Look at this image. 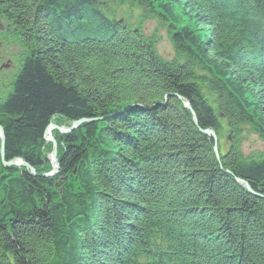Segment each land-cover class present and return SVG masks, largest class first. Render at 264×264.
I'll return each mask as SVG.
<instances>
[{"label": "trees", "instance_id": "trees-1", "mask_svg": "<svg viewBox=\"0 0 264 264\" xmlns=\"http://www.w3.org/2000/svg\"><path fill=\"white\" fill-rule=\"evenodd\" d=\"M102 1L156 17L175 55ZM0 17L23 49L5 161L38 172L4 166L0 136V264H264V152L242 148L264 142V0H0ZM53 118L88 122L55 133L49 175Z\"/></svg>", "mask_w": 264, "mask_h": 264}, {"label": "rangeland", "instance_id": "rangeland-1", "mask_svg": "<svg viewBox=\"0 0 264 264\" xmlns=\"http://www.w3.org/2000/svg\"><path fill=\"white\" fill-rule=\"evenodd\" d=\"M102 2L105 13L110 15L112 19L118 20L123 24L126 23L128 26L134 28H141L147 35L151 36V34H156V37H158L157 48L159 52L167 58H172L175 55L174 47L167 31V26L163 23H160L156 17L146 16V13H144L139 7L133 8L132 12H130L131 14H129V9L131 7L128 5H123L118 1ZM6 23L7 21L0 17V29L2 28V31L6 29ZM22 51L23 49L19 41L13 40L12 38H9V36L6 37V40H3V36H1L0 32V64H3V67L0 68V99L4 97L10 90L12 79L20 66V54ZM62 126L70 127V123L63 122V124H60V127ZM80 126L76 125L75 129L79 128ZM224 127H226L225 123ZM221 138H224L222 141L225 139L228 140L227 133ZM52 141L51 143H53ZM51 146L52 149H54V145H47L46 151H49ZM224 146L225 147H222L220 151L221 156H224L226 151L229 152L227 141L224 142ZM242 148L244 153H261L264 152V142H262L256 135L247 133L242 144ZM48 159L51 161L53 168H56V160H53V158L49 157V154ZM49 175H51V173H49ZM156 239L159 241L158 238Z\"/></svg>", "mask_w": 264, "mask_h": 264}, {"label": "bare ground", "instance_id": "bare-ground-1", "mask_svg": "<svg viewBox=\"0 0 264 264\" xmlns=\"http://www.w3.org/2000/svg\"><path fill=\"white\" fill-rule=\"evenodd\" d=\"M186 102V101H184ZM212 108L214 110H216L217 112L218 111V105L216 103H210ZM78 121L76 122H73V123H70V127H65V126H62L60 127V122L58 121L57 118H53L50 125L48 126L47 130L45 131V138H46V141H47V144L48 145H54V149H51V151L48 153L49 154V157L53 158L54 159H57L58 160V143H57V140L55 138V133H62V134H65L64 131H66V134H69L71 132H73V126L77 123ZM66 123H69L68 121ZM80 125H83V123H81ZM1 136V135H0ZM211 136L213 137L212 139L215 141V143L221 147L224 148V142L226 141V139L224 141H222L224 138H221L220 136H218L216 133H214V135L211 134ZM2 139V137H1ZM54 140V141H52ZM51 141L53 143H51ZM56 143V144H55ZM55 146H57V149H55ZM253 153V152H252ZM254 153H258V152H254ZM57 154V155H56ZM246 155H249L251 153H244ZM3 160V158H2ZM4 160H5V156H4ZM17 162L19 164H17ZM26 163L23 159H18V160H12V161H6L4 166H10V165H14V166H18L20 168H26V170H28L33 176H37L38 172L33 169L28 163L26 164H23ZM56 168H53V171L55 170ZM58 168H57V171L55 172V174L58 172ZM243 183V186L245 188H247V185L245 182H242ZM140 254H142V252H139ZM148 263V258L145 257L141 262L138 263V261H136L135 264H147ZM128 264H134V263H128Z\"/></svg>", "mask_w": 264, "mask_h": 264}, {"label": "water", "instance_id": "water-1", "mask_svg": "<svg viewBox=\"0 0 264 264\" xmlns=\"http://www.w3.org/2000/svg\"><path fill=\"white\" fill-rule=\"evenodd\" d=\"M184 104H185V106L187 107V108H191L190 107V105L187 103V102H184ZM85 122H88V120H86V119H83V120H79L74 126H73V129H75L76 128V125H79L80 126V124L81 123H85ZM64 132H66V131H64ZM0 134H1V137H2V158H3V162H4V164H5V160H4V156H5V136H4V130H3V128L0 126ZM212 135H214V133H211ZM54 141V140H53ZM56 144V143H55ZM55 149H57V146H55ZM215 151H216V153L218 154V157H219V151H218V149H217V147H215ZM57 155V154H56ZM18 160V159H17ZM54 160H56L55 162H56V169L53 171V172H51V175H53V174H55V172L57 171V168L59 169V163H58V160L57 159H54ZM17 164H19L18 162H17ZM23 164H26V163H24L23 162ZM242 183V182H241ZM243 184V183H242Z\"/></svg>", "mask_w": 264, "mask_h": 264}, {"label": "flooded vegetation", "instance_id": "flooded-vegetation-1", "mask_svg": "<svg viewBox=\"0 0 264 264\" xmlns=\"http://www.w3.org/2000/svg\"><path fill=\"white\" fill-rule=\"evenodd\" d=\"M9 30H10V26L6 23V33H8ZM2 67H3V64H0V68Z\"/></svg>", "mask_w": 264, "mask_h": 264}]
</instances>
